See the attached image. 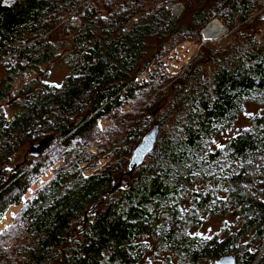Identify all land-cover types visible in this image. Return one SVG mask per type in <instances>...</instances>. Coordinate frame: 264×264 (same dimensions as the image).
Segmentation results:
<instances>
[{
  "label": "trees",
  "instance_id": "1",
  "mask_svg": "<svg viewBox=\"0 0 264 264\" xmlns=\"http://www.w3.org/2000/svg\"><path fill=\"white\" fill-rule=\"evenodd\" d=\"M259 10L264 0H0V222L17 211L0 264H264ZM213 19L228 34L203 42ZM62 58V80L41 79ZM153 124L154 148L128 175ZM212 218L224 221L196 232Z\"/></svg>",
  "mask_w": 264,
  "mask_h": 264
},
{
  "label": "rangeland",
  "instance_id": "2",
  "mask_svg": "<svg viewBox=\"0 0 264 264\" xmlns=\"http://www.w3.org/2000/svg\"><path fill=\"white\" fill-rule=\"evenodd\" d=\"M169 7L171 8L173 14H175V15L179 14L183 10V6L180 3L171 5ZM260 11H263V10H259L257 13V16L264 14V11L261 14H260ZM213 20L208 22L207 25L203 28V30L201 32L202 41H203V37L205 36L204 32L207 29V27L209 25L215 23V21L218 19H213ZM218 21H219L218 24L221 25L223 32L218 36V38H214L211 40L206 39L204 37L205 42L206 41H217V42H219L220 40H222L223 38H225L227 36L228 29L223 25V23L220 20H218ZM194 49L195 48L191 49V51H189V52H186V56L179 63L178 68H180L182 66V64H183L184 60H186V58L190 57V55L193 53ZM64 62L65 61L62 58V60L56 59L47 65L44 64L41 67V69L44 70V72H42L43 74L40 75L41 79L48 81V82H51V83H54V84H58L62 80V78L65 76L67 71L69 70V67L68 66L66 67V64ZM36 75H37L36 72H32V71L26 72L22 77H20L16 80V87L14 88V90H16L19 86H21V84L23 82H27V81L31 80L32 78L36 77ZM13 94H15V93L13 92ZM2 107L6 110L7 116L11 117L12 114L14 113V109L12 107L8 106L7 103H2ZM256 108H258V106L255 103H252V102L247 103V107L243 110V112L240 114V117H239V119L242 121L243 124H245L247 122L250 113ZM231 131H232L231 129H227L226 133H230ZM32 142H30V141L24 142L18 148V150L10 157V160L8 162L9 169H12L15 165L17 166L16 168H18L20 166L18 164L22 162L23 156H24V159H26L28 157L29 149L35 150L36 146ZM37 142L38 141H36L35 143H37ZM33 146H35V147H33ZM90 149L92 151H95L96 147L91 146ZM36 150H37V148H36ZM99 159H100L101 164L105 162V160L103 158H99ZM43 182H44V179H41L39 182H36V184H37L36 188L38 186L42 185ZM36 188L33 191L30 190L25 198H28V196L30 194H33L35 192ZM10 210L14 211V215H12V213H10L11 215L9 214L0 222V236H2L11 225H13L12 223H14V220L16 218V215H17L16 209L11 208ZM223 221L224 220L222 218H212L211 220H209L205 224L204 227L197 229L196 232L200 233V234H205L207 232L215 231V229L218 228L220 223H222ZM150 264H161V260L155 259Z\"/></svg>",
  "mask_w": 264,
  "mask_h": 264
},
{
  "label": "water",
  "instance_id": "3",
  "mask_svg": "<svg viewBox=\"0 0 264 264\" xmlns=\"http://www.w3.org/2000/svg\"><path fill=\"white\" fill-rule=\"evenodd\" d=\"M204 41L205 39L203 37V42ZM157 135H158V126L157 124H153V126L141 138L140 142L133 148V152L128 163V170H127L128 175L131 174L140 164H142L146 156L153 150ZM46 140L47 139L42 140L35 145L37 147V150L34 153L35 155H38V153L46 145L47 143ZM118 183L120 184L121 181L119 180ZM115 187H113L110 191H112ZM96 204L97 203L92 204L89 208V211H91L96 206ZM85 222H86V216L84 218V223ZM263 251H264V247L261 250L260 255L262 254ZM215 264H234V257L233 255L230 254L225 255L219 258L215 262Z\"/></svg>",
  "mask_w": 264,
  "mask_h": 264
},
{
  "label": "bare ground",
  "instance_id": "4",
  "mask_svg": "<svg viewBox=\"0 0 264 264\" xmlns=\"http://www.w3.org/2000/svg\"><path fill=\"white\" fill-rule=\"evenodd\" d=\"M214 21V20H213ZM218 20L215 21V23L209 25L207 29L205 30V38L206 39H214L218 38V36L223 32L222 27L220 24H218Z\"/></svg>",
  "mask_w": 264,
  "mask_h": 264
},
{
  "label": "flooded vegetation",
  "instance_id": "5",
  "mask_svg": "<svg viewBox=\"0 0 264 264\" xmlns=\"http://www.w3.org/2000/svg\"><path fill=\"white\" fill-rule=\"evenodd\" d=\"M32 143H34V144L36 145L38 142H37V143H35V142H32ZM32 143H31V144H32ZM33 147H34V146H33ZM36 148H37V147H35V150H36ZM28 152H29V155H28V157H27L26 159H24V156H23V159H22V161L24 160V161H26V162H27L29 159H32V158H33V156H37V155H35V154H34V153H35V151H33V150H30V149H29V151H28ZM38 155H39V154H38ZM36 182H39V179H37V181H36Z\"/></svg>",
  "mask_w": 264,
  "mask_h": 264
},
{
  "label": "built area",
  "instance_id": "6",
  "mask_svg": "<svg viewBox=\"0 0 264 264\" xmlns=\"http://www.w3.org/2000/svg\"><path fill=\"white\" fill-rule=\"evenodd\" d=\"M41 179H39V181H40Z\"/></svg>",
  "mask_w": 264,
  "mask_h": 264
}]
</instances>
